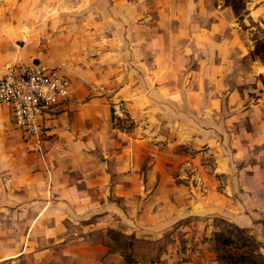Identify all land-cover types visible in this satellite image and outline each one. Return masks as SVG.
Listing matches in <instances>:
<instances>
[{"label":"crops","instance_id":"1","mask_svg":"<svg viewBox=\"0 0 264 264\" xmlns=\"http://www.w3.org/2000/svg\"><path fill=\"white\" fill-rule=\"evenodd\" d=\"M244 2L0 0V77L42 63L72 86L38 137L0 104V264H220L224 226L264 257V62L242 26L264 0Z\"/></svg>","mask_w":264,"mask_h":264},{"label":"built area","instance_id":"2","mask_svg":"<svg viewBox=\"0 0 264 264\" xmlns=\"http://www.w3.org/2000/svg\"><path fill=\"white\" fill-rule=\"evenodd\" d=\"M71 91L66 74L42 63L31 67L9 65L0 77V104L27 136H39L44 115L65 101ZM113 113L121 115L119 106H115Z\"/></svg>","mask_w":264,"mask_h":264},{"label":"rangeland","instance_id":"3","mask_svg":"<svg viewBox=\"0 0 264 264\" xmlns=\"http://www.w3.org/2000/svg\"><path fill=\"white\" fill-rule=\"evenodd\" d=\"M32 9H36V3L38 4V9L40 6L44 7L48 10L49 7L56 4L57 0H29ZM226 5H230L234 8L236 13H242L244 8V0H224ZM49 4V5H48ZM43 8V9H44ZM242 26L245 28L253 27L252 32V40L253 45L259 46L264 42V27H262L258 22H250V25H246V22H242ZM254 49V48H253ZM264 57V53L261 54ZM71 81V79H70ZM115 106H120V102H114L110 106L111 116L114 124L118 128L127 129L130 128L131 124L127 117H120L113 113ZM116 117H119V123L115 122ZM206 248L212 247L210 241H207ZM210 239V238H209ZM215 241H213V247L216 249L218 253L217 260L220 264H264V257L258 251L257 244L251 239L248 238L242 231L228 228L224 226L221 228V231L217 236L213 237ZM173 240L168 237V241ZM205 243V242H204Z\"/></svg>","mask_w":264,"mask_h":264},{"label":"trees","instance_id":"4","mask_svg":"<svg viewBox=\"0 0 264 264\" xmlns=\"http://www.w3.org/2000/svg\"><path fill=\"white\" fill-rule=\"evenodd\" d=\"M233 6V5H232ZM236 8L235 5L233 9ZM264 53V42L261 43L259 46H255L254 49L251 51V56L252 57H257L260 58L264 62V57L261 56V54ZM261 81L264 86V76L261 75ZM113 118V117H112ZM116 123H119V117L114 118Z\"/></svg>","mask_w":264,"mask_h":264}]
</instances>
